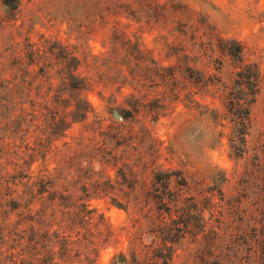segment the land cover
I'll return each mask as SVG.
<instances>
[{
  "label": "rangeland",
  "instance_id": "1",
  "mask_svg": "<svg viewBox=\"0 0 264 264\" xmlns=\"http://www.w3.org/2000/svg\"><path fill=\"white\" fill-rule=\"evenodd\" d=\"M66 56L89 85L83 121ZM246 66L241 153L227 98ZM258 195L264 0H0V264H248L224 247L236 210L260 237Z\"/></svg>",
  "mask_w": 264,
  "mask_h": 264
},
{
  "label": "trees",
  "instance_id": "2",
  "mask_svg": "<svg viewBox=\"0 0 264 264\" xmlns=\"http://www.w3.org/2000/svg\"><path fill=\"white\" fill-rule=\"evenodd\" d=\"M2 4L10 12L17 11L19 8V0H2ZM230 52V55L233 56L238 62H242V50L239 45L234 46L233 51ZM65 59L69 60L68 66H66L67 72L65 80L68 81V85L66 86L69 87L73 91V93L76 92L75 95H77L75 100H73V119L83 121L86 119L89 112V105L87 104V102H85V100H81L79 96L83 91L88 89L87 87H89V85L75 74L78 69L77 60L75 59V57L68 58V56H66ZM237 76L239 78V80L236 82V87H238V90L235 89L232 90L231 93H229L227 98V107L229 109V113L233 115L237 123V130L234 132L231 138L233 148L237 152L242 153L244 151L246 142L245 130L247 129V122L249 121V110L246 107L249 104V101H247V99L239 98V94L241 93V88L243 86H246L247 89H249L250 87L252 88L253 86L254 91L252 92L255 93V91L257 90V74L254 72L252 73L251 67L246 66L245 69L238 73ZM9 97L11 98V102L8 104V108L20 103L17 99L18 97L13 96V94L9 95ZM113 116L117 119L121 118V116L119 114H116L115 111L113 112ZM53 118L54 119L50 125L52 136L59 134L61 130L65 131L63 130V128L66 125V121L64 119H60L58 122H56V117ZM15 132H20L19 127ZM28 195H33V190L30 187H28ZM263 203L264 197L262 195H258L255 198L253 205L259 207L260 209L261 206L264 205ZM11 204L12 212L20 207L19 202H12ZM51 207H54V204H49V208ZM88 212L89 211L87 210V213ZM235 212V216H238L237 220L243 222L244 224H240L238 228L236 227L238 232L235 235H232V237H234V240L232 241V246L229 248L228 246L224 247V239L221 237V235L218 234V232L214 233L213 237L217 242V248L224 247V251L228 252V254H224H226V257H228L232 261L238 260L239 262H242L244 260L248 264H264V230L260 233L259 237L257 234V229L251 225L252 222L249 223L250 220L246 219L244 216H241L238 210H236ZM247 225L248 227L246 229ZM1 228L3 232L6 231V229H4L3 227ZM12 236H14V233L9 234V238ZM221 242H223V244H221ZM220 244L222 246H220ZM121 259L123 260L122 256Z\"/></svg>",
  "mask_w": 264,
  "mask_h": 264
}]
</instances>
